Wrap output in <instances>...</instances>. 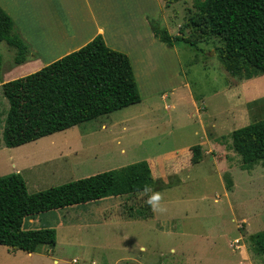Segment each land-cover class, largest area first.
Returning a JSON list of instances; mask_svg holds the SVG:
<instances>
[{"label":"rangeland","instance_id":"1","mask_svg":"<svg viewBox=\"0 0 264 264\" xmlns=\"http://www.w3.org/2000/svg\"><path fill=\"white\" fill-rule=\"evenodd\" d=\"M112 5L125 33L111 38L128 50L140 102L5 147L18 164L6 165L9 151L0 153V176L18 169L27 191L37 192L147 160L158 183L147 192L35 215L30 228H54L55 245L31 253L0 245V264H264L249 241L264 230V163L242 169L230 137L264 118V73L231 75L218 57L216 36L168 46L153 35L150 23L178 34L195 11L194 0ZM190 33L184 26L182 34ZM14 54L0 41L3 68ZM153 193L160 194L164 212L146 203ZM139 215L149 220L129 219Z\"/></svg>","mask_w":264,"mask_h":264},{"label":"trees","instance_id":"2","mask_svg":"<svg viewBox=\"0 0 264 264\" xmlns=\"http://www.w3.org/2000/svg\"><path fill=\"white\" fill-rule=\"evenodd\" d=\"M195 11L183 24L189 36L150 23L155 37L168 46L182 41L195 46L213 35L220 40L218 57L233 76L251 78L264 73V0H194ZM199 38V39H198ZM0 41L15 50L13 64L24 62L28 46L16 31L11 16L0 6ZM0 85L8 100L3 138L16 147L70 128L113 110L140 102L135 74L128 55L109 47L100 34L80 48L26 75ZM231 147L240 156L241 168L264 163V118L232 130ZM227 176V185L231 183ZM147 160L81 177L37 192H28L19 172L0 176V245L25 252L54 246L52 227L25 228L35 214L107 196L143 192L157 185ZM264 261V230L249 235Z\"/></svg>","mask_w":264,"mask_h":264},{"label":"crops","instance_id":"3","mask_svg":"<svg viewBox=\"0 0 264 264\" xmlns=\"http://www.w3.org/2000/svg\"><path fill=\"white\" fill-rule=\"evenodd\" d=\"M112 4L113 0H0L1 8L11 16L15 25L17 21L16 31L27 43L28 48L31 49L30 52L28 50L24 62L11 64L7 68L2 67L1 77L3 81L10 80L8 75L15 78L17 75L34 72L63 55L80 48L97 34L103 37L109 47L129 54L125 46L118 45L117 41L111 38V36L125 33L121 21H117L115 14L111 11ZM118 16H121V14H118ZM126 17L129 25L128 13ZM138 20L140 19L138 18ZM142 21L145 26L147 24L145 15ZM0 90V153H3L4 156V152L9 151L6 153L8 156H5L4 163L14 167L18 164L17 159L10 155L12 150H5L7 149L5 147L8 146L5 145L3 138L8 100L2 93L1 85ZM17 170L15 169L14 172H17ZM35 215L24 219L23 226L25 228H30L35 224L33 220L36 217ZM129 219L149 220L143 215ZM26 220L28 221L27 224H25Z\"/></svg>","mask_w":264,"mask_h":264},{"label":"clouds","instance_id":"4","mask_svg":"<svg viewBox=\"0 0 264 264\" xmlns=\"http://www.w3.org/2000/svg\"><path fill=\"white\" fill-rule=\"evenodd\" d=\"M143 191L147 192L149 191L148 187L145 186ZM160 194L159 193H153L151 196L148 197L146 200V203L149 205V207L154 211V212H164L165 209L164 207L160 204Z\"/></svg>","mask_w":264,"mask_h":264}]
</instances>
